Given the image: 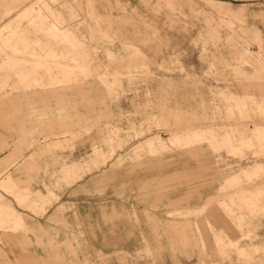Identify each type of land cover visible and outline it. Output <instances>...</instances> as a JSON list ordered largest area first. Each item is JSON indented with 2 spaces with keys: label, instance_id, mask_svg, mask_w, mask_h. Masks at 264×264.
Instances as JSON below:
<instances>
[{
  "label": "rangeland",
  "instance_id": "374dc122",
  "mask_svg": "<svg viewBox=\"0 0 264 264\" xmlns=\"http://www.w3.org/2000/svg\"><path fill=\"white\" fill-rule=\"evenodd\" d=\"M0 71V264H264V0H0Z\"/></svg>",
  "mask_w": 264,
  "mask_h": 264
},
{
  "label": "crops",
  "instance_id": "0c3cea01",
  "mask_svg": "<svg viewBox=\"0 0 264 264\" xmlns=\"http://www.w3.org/2000/svg\"><path fill=\"white\" fill-rule=\"evenodd\" d=\"M4 23H5V25H7L8 24V20H6V21H4ZM5 25L4 26H2L1 28H3V27H5ZM1 72V71H0ZM1 75V74H0ZM56 90H54V92H55ZM58 91H62V89L61 90H58ZM64 91H67V90H64ZM60 103V101L58 102V104H56V106H55V112H56V115H57V117L58 118H63V120H64V122H63V125H61L62 126V128H67V127H70L71 125H69L70 124V122H71V120H70V116L69 115H67L66 113H65V106L67 105V104H59ZM71 103H75V101H69V104H71ZM27 104H30V111H31V113H35V115H37V116H39V117H41V118H45V119H47V118H49L50 116H51V114L52 113H49V112H47L46 113V110H47V108H46V105L44 104V105H41V106H36L35 104H37V103H34V102H32V101H30V102H28ZM49 110H51V109H49ZM74 117H75V119H76V123H78V122H80L81 121V117L78 115V114H75L74 115ZM66 129H64L63 131H65ZM185 148H189L190 149V147H185ZM194 152V150H191V152L190 153H193ZM3 209V208H2ZM1 209V211H0V215L2 214V212H3V210ZM183 243H184V241H183Z\"/></svg>",
  "mask_w": 264,
  "mask_h": 264
}]
</instances>
